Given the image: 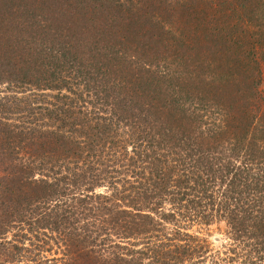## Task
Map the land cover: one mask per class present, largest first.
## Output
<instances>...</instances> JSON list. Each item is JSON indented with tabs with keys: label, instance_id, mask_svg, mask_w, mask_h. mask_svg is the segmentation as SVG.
<instances>
[{
	"label": "trees",
	"instance_id": "obj_1",
	"mask_svg": "<svg viewBox=\"0 0 264 264\" xmlns=\"http://www.w3.org/2000/svg\"><path fill=\"white\" fill-rule=\"evenodd\" d=\"M12 1L0 82L21 91L10 110L0 100V264L53 247L61 264H264V0H106L137 41L127 61L71 51L94 31L82 12L61 48ZM92 5L106 38L114 16ZM219 223L214 251L194 229Z\"/></svg>",
	"mask_w": 264,
	"mask_h": 264
},
{
	"label": "rangeland",
	"instance_id": "obj_2",
	"mask_svg": "<svg viewBox=\"0 0 264 264\" xmlns=\"http://www.w3.org/2000/svg\"><path fill=\"white\" fill-rule=\"evenodd\" d=\"M92 2L106 9V11L111 8V6H109L110 4H108L106 0H26L21 5L22 7H19L20 0H13L12 4L14 5V7H13L12 12H14V14L18 13V16H19L18 21L24 17H25V20H27L28 17L31 16V17H35L38 20H40V22H45V24L43 25V28L46 29V27L48 26V30H50V32H48L47 35L42 33V32L46 33L47 32L46 30L42 31L41 29L40 30L35 29V31L37 30L35 33L32 31L37 38H40L41 41L53 40L50 37L56 35L59 32L63 34L64 36H62L61 41H60V47L62 48V46L65 44L66 41H69L70 45L71 43L74 44V42H72V38L77 37L79 33V31H76L78 30V28L76 27V24L86 25L84 21L82 22L79 21V23L78 21H73L74 17H72L71 14L73 13L78 14V12L80 13L82 12V14L86 18L92 19V21L95 22L96 11H94L93 6L95 5H92ZM27 3H28V6H26ZM70 4L71 6L69 7ZM122 8H123L122 13H124L125 17L127 15H130L128 14V12L133 14V12L135 11V8L132 6L131 3H129L128 6L126 5V7H122ZM104 9H101V10L105 11ZM120 10L121 9H118L117 11L119 12ZM0 11H4V10H0ZM117 11L116 9L115 11L109 10L108 15L110 14L113 15L114 16L113 19L115 20V22L110 23V24L106 22L105 31H111L109 32L106 38H103V37L99 38V36H97V29L100 28V23L96 24L93 22L91 23L89 21V27L93 26L94 31L90 34L88 31V34L85 36L86 39L83 42L84 44L83 48L81 50L79 49V47H77V44H76L75 48L73 47L71 51L75 50L76 53L82 54V57L85 60H87L93 57L89 53L91 48H88L87 46L91 45L93 48H98V49H101L103 46H107L106 48H108L109 51L117 52L120 55L125 54L124 58H125V61H127L128 54H135V52H137V47L135 46V43L137 41L133 40L130 43H127V40L125 39L128 37L127 35L128 26L127 27L123 26L119 28L117 27L116 21L118 22L123 21V20L117 19L116 17ZM7 13L9 14V11ZM102 18L103 17H99V21ZM112 24L116 25V27H113ZM31 30L33 29L31 28ZM31 30H28V31H31ZM33 41H35L34 38H33ZM97 59L100 60V61H94L96 62V64L100 63V65H97V67L103 66V65L107 66L106 62L105 64H103V62L105 61L103 57H97ZM117 62L123 63L124 60L123 58L118 59ZM88 67L89 69H91L90 65H88ZM135 71L136 69L134 68L133 72ZM263 89H264V86H263ZM20 91L21 90H16V89L11 88L9 83L0 82V100L4 104H9L8 106L9 110L11 108L10 101H13L14 96L19 97ZM15 92H17V94H15ZM47 94L53 95L55 93L47 92ZM23 96L25 97V93ZM194 230L198 231L200 236L207 239V241L211 244L214 251H218V250L222 251L223 247L227 244L226 243L227 242L226 227L223 223L212 225L211 227L207 229L201 228V229H194ZM27 247H29V245H27ZM43 257H42L43 259L40 257L42 264H45L46 262H49L47 264H61V262L59 261V259L61 258V255L56 251L55 247L51 249V252L44 253ZM2 258H5V257H2ZM210 259L211 258L207 260L206 264H213L212 262L213 258L211 260Z\"/></svg>",
	"mask_w": 264,
	"mask_h": 264
}]
</instances>
